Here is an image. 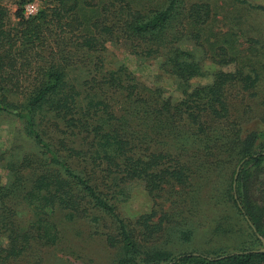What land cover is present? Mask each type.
Here are the masks:
<instances>
[{
  "label": "trees",
  "instance_id": "16d2710c",
  "mask_svg": "<svg viewBox=\"0 0 264 264\" xmlns=\"http://www.w3.org/2000/svg\"><path fill=\"white\" fill-rule=\"evenodd\" d=\"M32 1L0 0V113L23 121L37 149L6 164L11 182L0 186V264L35 246H55V209L70 221L90 211L94 223L109 220L103 236L120 253L114 264H264V129L244 132L228 102L257 87L264 63L239 67L234 38L213 31L216 16L207 3L169 0L144 12L139 0H40L26 17ZM111 43L162 53L159 70L173 78L180 98H165L123 68L103 72ZM231 64L233 71L222 70ZM77 73L85 77L78 81ZM195 78L208 82L193 85ZM133 181L155 204L128 223L110 193ZM198 193L234 210L245 236L236 249L161 248L174 216L184 221L193 206L161 213L156 199L163 194L170 205L190 200L197 207ZM19 205L27 219L19 218ZM182 223L175 234L185 241L190 234Z\"/></svg>",
  "mask_w": 264,
  "mask_h": 264
},
{
  "label": "rangeland",
  "instance_id": "374dc122",
  "mask_svg": "<svg viewBox=\"0 0 264 264\" xmlns=\"http://www.w3.org/2000/svg\"><path fill=\"white\" fill-rule=\"evenodd\" d=\"M245 4H237L232 0H183L184 5L193 3H207L211 6L216 16L213 23V31L221 35H232L234 38V53L237 55L239 67L244 66L248 71L252 65L258 66L264 63V0H245ZM105 2V1H104ZM169 0H139V8L146 12L148 10L163 8ZM32 4L34 12L26 13V7ZM40 0H33L24 6V16H34L42 7ZM15 6H10V20L16 21ZM141 47V46H140ZM142 50V49H141ZM140 52L138 47L127 48L122 43H111L103 54V72L116 71L123 68L140 84L162 91L165 98L173 101L180 98L176 91L174 80L168 75L161 73L159 65L162 62V53L159 57L154 54L132 53ZM146 53L145 50H143ZM165 51V49H161ZM205 67L212 70L207 63ZM231 64L222 70L233 71ZM260 79L257 87L245 93L244 97H233L228 100L232 120L244 132L264 129V68L258 67ZM81 81L85 74H76ZM208 79L195 78L193 85H201ZM35 144L25 136L23 121L16 117L0 113V186L10 184V173L6 169L9 162H19L24 156L36 152ZM27 175V174H26ZM28 178L31 176L28 174ZM262 177V176H259ZM162 193V192H161ZM112 203L120 217L126 222H135L141 215L148 214L153 208L155 201L148 195L141 182H129L114 189ZM161 194V199H156L158 210L180 212L192 207V213L186 214L184 221L177 216L168 230V237L159 241L161 248L174 251H200L212 253L229 252L238 247L244 234L238 232L234 218V210H230L224 203L215 207L203 200L204 194H197V207L190 200L186 204L173 206ZM200 198H202L200 200ZM190 201V202H188ZM186 207V208H185ZM20 219H27L28 213L22 205L16 207ZM185 210H184V209ZM50 213V210H47ZM89 212V211H88ZM91 214H96L90 211ZM219 216H215V215ZM90 215V213H89ZM79 218L70 221L66 212L55 209L52 211L51 220L55 223L59 240L55 246H35L21 258L7 261L5 264H114L119 256L117 248H110L105 241L103 233L109 232V220L98 223L92 222L93 217ZM178 215V216H179ZM183 222L185 232L189 237L185 241L178 240L175 233L177 223ZM222 224L220 230L218 225ZM179 228V226H178ZM245 239V236H244Z\"/></svg>",
  "mask_w": 264,
  "mask_h": 264
},
{
  "label": "built area",
  "instance_id": "2783aa9c",
  "mask_svg": "<svg viewBox=\"0 0 264 264\" xmlns=\"http://www.w3.org/2000/svg\"><path fill=\"white\" fill-rule=\"evenodd\" d=\"M34 12V6L32 4H29L27 7H26V13L27 14H32Z\"/></svg>",
  "mask_w": 264,
  "mask_h": 264
},
{
  "label": "water",
  "instance_id": "95a60500",
  "mask_svg": "<svg viewBox=\"0 0 264 264\" xmlns=\"http://www.w3.org/2000/svg\"><path fill=\"white\" fill-rule=\"evenodd\" d=\"M241 165V164H240ZM240 165L236 168V173H235V175H234V180L236 179V177H237V174H238V172H239V168H240ZM233 187L235 188V183H233ZM258 236V235H257ZM259 237V236H258ZM262 243H263V245H264V241H262ZM264 250V249H263Z\"/></svg>",
  "mask_w": 264,
  "mask_h": 264
}]
</instances>
